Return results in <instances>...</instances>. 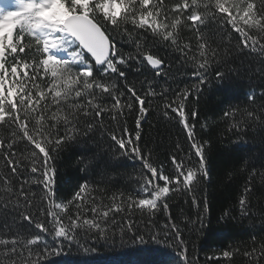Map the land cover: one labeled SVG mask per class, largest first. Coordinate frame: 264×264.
Returning <instances> with one entry per match:
<instances>
[{"label":"snow or ice","instance_id":"1","mask_svg":"<svg viewBox=\"0 0 264 264\" xmlns=\"http://www.w3.org/2000/svg\"><path fill=\"white\" fill-rule=\"evenodd\" d=\"M125 47L132 50L126 53ZM161 49L191 65L190 83L156 90L158 78L166 84L175 79L172 61ZM233 52L257 54L264 72V0H171V6L165 0H0V264H45L49 240L82 246L81 241H114L133 233L143 243L133 214L154 219L161 211L167 222L150 239L165 247L174 240L180 264H197V258L189 260V241L165 201L183 191L193 193L192 203L199 205L194 193L209 176V142L198 138L201 110L189 101L195 98L198 104L211 77L223 83L240 74L239 67L226 69ZM134 66L151 76L139 88L128 79ZM257 98L249 92L252 107L222 112L229 131L249 122L264 124V91L258 109ZM156 99L163 102L161 115L177 120L188 142L187 151L177 143L167 163L153 160L141 146L145 105ZM128 117L134 118V129L127 126ZM207 126V120L200 123L201 129ZM97 133L110 143L100 159L97 153L80 158L83 171H96L101 161L107 170L131 156L141 165L138 187L127 196L113 194L109 206L92 195L96 189L85 175L70 198L59 200L60 153L69 145L96 141ZM244 164L238 171H248L249 161ZM257 175L264 189V172L251 168L238 200L243 217L250 214ZM153 219L148 225L154 226ZM200 224L202 215L185 217L189 233L199 231ZM260 247L264 256V244ZM53 251L60 254L58 248ZM237 252L225 249L213 258L230 260ZM254 253L256 248L243 255Z\"/></svg>","mask_w":264,"mask_h":264},{"label":"trees","instance_id":"2","mask_svg":"<svg viewBox=\"0 0 264 264\" xmlns=\"http://www.w3.org/2000/svg\"><path fill=\"white\" fill-rule=\"evenodd\" d=\"M165 3L171 6V0H165ZM182 42H187V38ZM130 50V47L123 49L126 53ZM161 55L172 61L171 71L175 79L169 78L166 84L165 80L158 78V92L162 87L169 85L176 89L190 83L187 78L191 72L190 64H180L164 49H161ZM229 59L226 69L239 67L240 74L230 75L223 83L211 77L209 83L204 86L198 104L195 98L189 101L190 107H198L201 110L200 123L207 120L208 125L201 129L200 123L197 124L198 138L209 142L205 148L209 176L202 179L201 190L194 193L199 205L192 203L193 193L183 191L170 194L165 202L169 205L168 212L172 220L183 229L184 237L189 241V260L195 257L197 264H264V256L260 255V246L264 244V189L260 187L259 175L253 181L255 192L249 197L251 207L247 217L241 216L238 204L251 168H256L258 173L264 172V124L249 122L250 126L241 125L239 131H229L228 123L221 119L222 112L230 106L241 110L252 107L247 102V94L252 91L257 93L255 107L259 108V93L264 91V72L260 71L262 65L257 54L233 52ZM233 59L234 63L231 62ZM249 68L251 71H246ZM130 71L132 74L128 79L135 83L137 88L146 76L151 78L150 73L137 71L135 66ZM144 87L147 88V85ZM162 104L159 99L152 100L150 104L146 103L149 112L141 123V146L152 152L153 160L167 163L168 155L175 151V145L179 143L187 151L188 142L178 121L167 120L161 115ZM104 122L108 127H112L108 117L104 118ZM127 126L130 130L135 128L133 117L127 118ZM96 136V141L69 145L60 153L56 163L59 200L70 198L76 186L81 183L80 177L85 175L96 189L92 195L101 197L102 203L109 206V197L113 194L124 193L127 196L138 187L136 178L141 165L138 159L131 156L122 157L120 161L114 162L116 167H109L107 170L101 161L96 171L89 170L87 174L83 171L84 165L80 164V158L97 153V158L100 159L99 154L110 143L107 136L101 138L100 133ZM97 143L101 145L99 148ZM115 147L113 145V149ZM105 159H110V155ZM244 161H249L248 171H238L245 167ZM33 190L39 191L35 187ZM225 212L230 215L221 219ZM198 215H202V224L198 225L199 231L189 233L188 228L191 225L185 228V217L196 220ZM133 219L140 229L139 235L144 237L143 243L138 236L133 238V233L125 235L123 239L117 236L114 241L88 240L86 244L81 241L82 246L60 241L53 244L49 240L50 253L45 258V264H180L179 248L174 240L168 241L169 246L165 247L163 241L154 243L150 239L155 232L160 231L159 226L167 222L163 211L157 213L154 219L136 212ZM150 219H153L154 226L148 225ZM2 223L3 221H0V224ZM57 248L59 255L53 251ZM253 248H256L253 257L243 255L245 251H251ZM225 249H239V252L230 260L213 258Z\"/></svg>","mask_w":264,"mask_h":264},{"label":"rangeland","instance_id":"3","mask_svg":"<svg viewBox=\"0 0 264 264\" xmlns=\"http://www.w3.org/2000/svg\"><path fill=\"white\" fill-rule=\"evenodd\" d=\"M7 7H9V8H10L11 6L9 5V6H7Z\"/></svg>","mask_w":264,"mask_h":264}]
</instances>
